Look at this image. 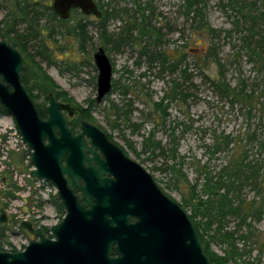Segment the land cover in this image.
<instances>
[{
  "label": "rangeland",
  "instance_id": "1",
  "mask_svg": "<svg viewBox=\"0 0 264 264\" xmlns=\"http://www.w3.org/2000/svg\"><path fill=\"white\" fill-rule=\"evenodd\" d=\"M99 1L100 5L104 4V9L115 14L105 22L108 33L118 39L125 26L135 25L130 31L134 39L128 44L110 42L104 47L113 65L112 80L117 81L120 88H127L128 92L123 94L120 89H115L100 103L95 101L91 110L95 121H88L113 135V141L132 160L142 164L167 195L182 204L180 189L184 191L186 181L195 182L196 163L210 162L215 168L225 161L219 153L210 154L209 145L213 137L222 132L238 135L248 125L247 108L221 95L209 78H216L222 70L224 78L232 86L244 81L247 88L256 89V82L261 81L259 87H263L264 69L259 72L257 64L251 59L250 49L242 45V36L253 28L255 38L250 40L251 49L254 45L264 49V21L260 16L263 5L261 1L239 0L233 8L228 5V0H201L199 7L203 18H200L195 16L194 7L187 14L186 0ZM139 7L146 8L141 10ZM5 12L6 3L0 0V20ZM86 20L91 39L83 50L76 43L70 44L71 39L69 43L65 42V36L58 34L56 39L63 47L53 57L56 64L42 62L59 89L66 91L84 107L97 95L98 69L93 54L101 46L99 19L88 16ZM141 25L161 30L158 46H153V38L139 32ZM202 25L216 29L217 35L211 39L203 34ZM211 43L215 53L205 59L209 52L207 46ZM143 46L157 52L172 53L174 57L179 52L186 53L183 67L187 66V79L181 78L178 71L173 74L161 72L158 63L150 67L147 57L140 53ZM212 58L219 60L223 67L213 62ZM174 78L180 84L183 95L176 99L170 95L162 103L165 113L161 109L157 111L155 102L162 99L165 90L170 87L168 81ZM37 102L48 105V99L45 101L43 96ZM112 102L120 107L131 104L133 109L129 120H119L120 125L115 129L110 125L115 117L108 118ZM66 112L70 121L75 118L73 111ZM157 142L161 147L153 151ZM173 145L177 148L176 157L171 156ZM28 149L13 118L0 113V211L4 210L10 218V222L2 224L5 227L0 231V242L8 250L12 246L17 251L23 250L34 238L21 226L22 220L33 222L46 217L43 222L52 223L58 218V212L50 201L57 190L46 181L30 176L33 166ZM173 167L180 168L179 174L183 175H174ZM246 194L251 198L254 192L247 189ZM185 210L191 213L189 208ZM234 225L235 220L230 219L229 227L234 228ZM257 227L264 229V220L257 223ZM211 245L212 249L222 254V248L217 243ZM253 257L257 259L255 264H264V254L258 255L255 250Z\"/></svg>",
  "mask_w": 264,
  "mask_h": 264
},
{
  "label": "water",
  "instance_id": "2",
  "mask_svg": "<svg viewBox=\"0 0 264 264\" xmlns=\"http://www.w3.org/2000/svg\"><path fill=\"white\" fill-rule=\"evenodd\" d=\"M51 7L62 19L70 18L72 9L97 18L103 14L95 0H52ZM93 57L98 69L95 100L100 103L113 89V65L103 46ZM25 62L18 48L0 40V105L31 150L30 176L56 188L66 214L51 228L55 240L22 220L21 226L37 239L17 252L0 251V264H76L87 253L71 247L73 228L78 238L91 232L98 245L119 243L130 264H212L186 210L105 131L82 119L75 133L66 112L73 108L55 95L48 96L47 117H42L22 79ZM75 190L82 192L81 198ZM131 216L137 217L135 223L129 222ZM9 220L1 210L0 226ZM94 256L101 263L100 249Z\"/></svg>",
  "mask_w": 264,
  "mask_h": 264
},
{
  "label": "trees",
  "instance_id": "3",
  "mask_svg": "<svg viewBox=\"0 0 264 264\" xmlns=\"http://www.w3.org/2000/svg\"><path fill=\"white\" fill-rule=\"evenodd\" d=\"M4 1L6 12L0 20V40H8L26 59L21 75L27 90L44 118L47 117L46 104L37 102L41 96L46 101L49 95H55L70 105L75 118L69 120V124L71 129L77 133L82 119L95 121L91 110L96 100H92L87 107L78 104L66 91L59 89L58 84L43 68L42 62L56 64L53 57L57 52L62 51L63 47L56 39L58 34L65 36V42L69 43L71 39L70 44L76 43L81 50L84 49L85 44L91 39L87 30L88 15L75 9L69 19H62L53 11L52 0ZM95 1L103 13L100 18L96 17L99 19L98 26L101 30V46L105 47L110 42H115L117 45L131 43L134 37L130 31L135 25L125 26L121 31V36L118 39L113 38L108 33L105 22L115 14L104 9V4L100 5L99 0ZM199 1L201 0H186L184 6L187 14L192 10L191 7H194L195 16L202 17ZM253 1V3L261 1L264 8L262 0ZM238 4L239 0H228V5L233 8ZM145 8L139 7L138 9L145 10ZM260 16L264 21V10ZM202 26V33L207 34L211 39L217 35L216 29L208 25ZM138 30L141 34L153 38L154 47L159 45L161 40L159 28L141 25ZM247 32L248 34L242 36V45L250 49L251 59L261 72L264 69V49L260 45H254L251 49L250 40L255 38V33L253 28ZM207 47L209 52L206 53L205 59L215 53L213 43ZM147 48L148 46H143L140 53L147 57L150 67L158 63L161 72L173 74L178 71L181 78L187 79V66L183 67L186 53L179 52L174 57L172 53L167 54ZM212 61L221 68L223 67L219 60L212 58ZM209 79L221 95L232 98L233 101L240 102L247 108L248 125L238 135L222 132L213 137L209 152L212 155L218 153L223 155L225 161L215 168L211 167L210 162H197V178L195 182L186 181V186H183L184 191L180 189L183 196L182 204H179L184 209L191 210L188 215L198 231L203 249L212 264H255L257 259L252 258L253 251L256 250L258 255L264 254V229L257 227V223L264 220V85L259 87L260 81L256 82V89L247 88V84L241 81L238 86H232L224 78L222 70L216 78L210 77ZM168 83H170L169 89L165 90L162 99L154 104L155 109L157 111L161 109L163 113L166 111L162 107L163 101L169 99L170 95L172 99L183 95L181 86L175 78L169 80ZM115 89H120L123 94L128 92L127 88H120L118 82L113 80L112 90ZM76 108L80 110L78 115L75 112ZM132 111L131 104L127 103L120 107L112 102L108 108V118L115 117L111 120V128H118L120 125L118 121L121 119L129 120ZM0 113L7 114L1 105ZM253 118L255 121H252ZM108 136L113 140V135L108 134ZM160 147V142H157L153 146V151ZM28 151L31 154V150L28 149ZM176 155L177 148L173 145L171 156L176 157ZM179 171H181L180 168L173 167L174 175L182 176L183 174H179ZM247 189L254 192L251 198L246 194ZM50 201L60 212H63L62 204L55 194L51 196ZM230 219L235 220L234 228L229 227ZM32 221L37 224L38 220ZM4 227L5 225H1L0 231ZM20 228L23 230L21 226ZM212 243H217L222 248V254L212 249ZM0 251L17 252V249L14 246L10 250L5 249L0 242Z\"/></svg>",
  "mask_w": 264,
  "mask_h": 264
},
{
  "label": "flooded vegetation",
  "instance_id": "4",
  "mask_svg": "<svg viewBox=\"0 0 264 264\" xmlns=\"http://www.w3.org/2000/svg\"><path fill=\"white\" fill-rule=\"evenodd\" d=\"M73 10H75V9H72L71 13ZM76 10H79V9H76ZM88 16H94V15H88ZM86 142H89V138H87V137H86ZM87 154L92 156V154L89 152ZM47 183L51 184L49 182H47ZM75 193L80 198L83 195L82 192H80L78 190H75ZM81 202L83 203V201H81ZM52 205L54 206V208L58 212V218L54 222H52V223L43 222L42 219H45L46 218L45 217V218H42L41 220L36 221L37 224H35L34 222H32V223H33L34 227L42 228L46 238H48L50 240H55L56 237H55L51 228L53 225L60 223L64 219L65 214H66V210L64 209V207L62 205L63 212H60L58 210V208L53 203H52ZM136 221H137V217H135V216H131L129 219L130 223H135ZM8 222H10V221H8ZM70 233H71L70 244H72L71 247H75V249L78 251L85 249L86 253H87V255L84 257V259L78 258L76 260V264H130L128 261H126V258L124 257V255L120 252L121 248L119 247V243L115 242V243H112V245H108V243L106 241H103L102 243H100V245H98L99 244L98 241L97 242L95 241L94 235L91 232L85 233L86 235H88V236H86V238H78L79 235L77 236L75 234L74 228L72 229V231ZM82 234H80V236H82ZM32 235H33L32 237H34V238L31 240L37 239V237L34 234H32ZM98 249L101 250V254H102V256H100L101 263H98L97 259L94 256L95 251ZM67 264H69V263H67Z\"/></svg>",
  "mask_w": 264,
  "mask_h": 264
}]
</instances>
